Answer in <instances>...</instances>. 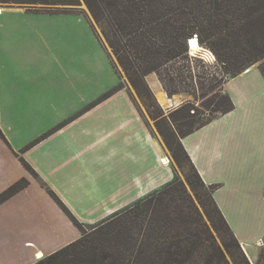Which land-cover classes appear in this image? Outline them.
I'll use <instances>...</instances> for the list:
<instances>
[{"label": "crops", "instance_id": "0c3cea01", "mask_svg": "<svg viewBox=\"0 0 264 264\" xmlns=\"http://www.w3.org/2000/svg\"><path fill=\"white\" fill-rule=\"evenodd\" d=\"M224 91L231 111L180 144L255 264L264 247V77L251 66ZM168 162L86 16L1 9L0 195L25 184L0 203V264H30L77 241L74 221L97 225L171 183L178 173Z\"/></svg>", "mask_w": 264, "mask_h": 264}, {"label": "trees", "instance_id": "16d2710c", "mask_svg": "<svg viewBox=\"0 0 264 264\" xmlns=\"http://www.w3.org/2000/svg\"><path fill=\"white\" fill-rule=\"evenodd\" d=\"M83 1L101 29L117 64L138 95L141 94L138 85H142L150 95L145 86V77L149 74L155 73L170 83L183 78L184 73L177 72L175 65L183 63V68L189 67L188 63L194 57L189 56L188 42L194 37L200 47L209 50L225 67L227 79L236 77L255 63H260V72L264 77V0ZM0 3L27 4L31 5L30 8L35 5L69 8L78 5L77 0H0ZM168 91L171 95L178 93L175 89ZM226 99L228 107L221 115L232 109L227 95ZM157 100L163 107L171 105L165 95ZM178 110L169 115L176 114ZM157 117L165 118L163 115ZM212 120L214 118L198 128ZM193 130H180L174 135V142L191 169V175H186V184L176 176L161 190L105 220L110 222L112 218L128 215L124 221L129 226L128 237L102 239L91 242V245L81 243L82 238H79L37 264H188L195 255L198 262L210 258L207 256L213 249V253L222 259L220 249L211 244L204 245L199 232L206 233L207 227L204 230L202 214L186 188L188 186L196 195L201 208L204 203L197 194L206 189L203 196L208 197L221 223L230 231L213 199L215 187L203 183L180 144V139ZM174 158L177 162V156ZM19 189L18 184L11 186L0 195V203ZM204 214L208 217L205 211ZM74 225L82 236L85 226L76 221ZM98 226L88 227L97 231ZM237 247L240 249L239 244ZM262 252L258 264H264V250ZM241 253L243 264H250L244 252ZM223 264L227 263L223 261Z\"/></svg>", "mask_w": 264, "mask_h": 264}, {"label": "rangeland", "instance_id": "374dc122", "mask_svg": "<svg viewBox=\"0 0 264 264\" xmlns=\"http://www.w3.org/2000/svg\"><path fill=\"white\" fill-rule=\"evenodd\" d=\"M77 4V6H74L72 8L62 5H35L34 8H30L31 5L27 4L0 3V10L8 6H18L25 8L26 10L31 9V11L38 10L39 12L71 13L86 16V18H88V21L90 22L91 28L108 49L112 61L114 60L118 68V72L121 76L122 84L124 83L129 87L140 110L148 119L152 131L163 145L166 157L168 158L169 162L173 164L178 173V179L185 183L186 175H191V169L181 151L177 148L174 142V135L176 136L180 130L188 131L190 129H199L198 127L201 124L207 122L209 119H216L228 107L226 92L224 90L225 85L229 79H227L228 77L225 73V67L219 61H216V58L209 50L200 47L199 51L191 54L189 47V56L194 57L193 60L188 63L189 67L183 68V63L181 64V66L180 64L175 65V70L177 72L179 71L184 73V75L182 76L184 79L181 78L179 80L177 78L175 82L170 83L160 79L155 73L149 74L145 77V86L147 87L148 91H150V95L144 90L142 85H138V88L141 91V94L138 95L126 79L122 69L117 64L113 53L107 46L101 29L95 22L84 1L77 0ZM204 51L209 52L210 54H212V56L203 55ZM252 66H256L260 71V63H255ZM191 75L192 77H190ZM171 89H175L176 91H178V93L174 95L169 94L168 90L171 91ZM164 95L171 101V105L169 107L161 106L157 100V98H163ZM178 108L179 110L176 112V114L169 115V113ZM159 115H163L165 116V118L160 119V117H157ZM168 118L171 121H169ZM174 120L175 122H173ZM195 130H193V132ZM174 156H177V162ZM17 184L19 188L22 189L25 182L21 181ZM186 188L188 193H190V195L192 196L193 201L198 207L200 213L202 214L205 224L204 230L205 227H207L206 233L199 232V234L203 238L204 245L211 244V246H216L218 249H220L223 256L222 259L219 258V255L217 256V254L213 253V249V251L211 250L210 255L207 256L210 258H205L198 262L197 256L195 255L190 260V262H188V264H204L206 263V261H208V264H223V261H225L227 264H243V257L241 255V251L243 252V250L241 247L240 249L237 247V244L240 245V243L238 242L236 237L231 234L232 232L228 231L226 227L221 223L218 215L214 212L213 207L208 202V197L203 196L205 192H207L206 189L200 190L197 194L200 196L201 200L204 203L203 208H201L197 202L196 195L188 188V186H186ZM19 190L12 193V195ZM204 211L207 213L208 217H206ZM23 219L24 217L22 218V220ZM127 219L128 215L126 217L119 216L115 219L112 218L110 222L104 220L105 222L98 224L99 226L97 227V231H94L88 226H85L83 235L81 236L80 234V238H82L81 243L84 242L85 245H91V242L93 241L111 239L112 237L117 236L126 237L128 235L127 228H129V226L128 224L125 225L124 221ZM85 233H87L88 235ZM117 242L118 241L116 240L115 243ZM263 250L264 247H260L259 256L261 253H263ZM9 251H11V249H9ZM54 253L46 254L41 259L37 257V259L39 260L36 259V256H33V260L30 264H37ZM255 264H258V261Z\"/></svg>", "mask_w": 264, "mask_h": 264}, {"label": "bare ground", "instance_id": "6f19581e", "mask_svg": "<svg viewBox=\"0 0 264 264\" xmlns=\"http://www.w3.org/2000/svg\"><path fill=\"white\" fill-rule=\"evenodd\" d=\"M1 11V10H0ZM199 44V43H198ZM197 43H192L191 44V48H190V51H191V54H194V53H196L197 51H199L200 50V46L198 45ZM152 81V80H151ZM156 90V89H155ZM159 93H161V92H159ZM167 161V160H166ZM169 163V162H168ZM167 164V163H166ZM43 256L42 255H40V254H38V258L39 259H41ZM39 259H37V260H39Z\"/></svg>", "mask_w": 264, "mask_h": 264}, {"label": "water", "instance_id": "95a60500", "mask_svg": "<svg viewBox=\"0 0 264 264\" xmlns=\"http://www.w3.org/2000/svg\"><path fill=\"white\" fill-rule=\"evenodd\" d=\"M192 43H197V44H198L197 38L191 39V40L188 42V45H189L190 48H191V44H192ZM198 45H199V44H198Z\"/></svg>", "mask_w": 264, "mask_h": 264}, {"label": "built area", "instance_id": "2783aa9c", "mask_svg": "<svg viewBox=\"0 0 264 264\" xmlns=\"http://www.w3.org/2000/svg\"><path fill=\"white\" fill-rule=\"evenodd\" d=\"M203 55H205V56H212V54H210L209 52H206V51H204V54Z\"/></svg>", "mask_w": 264, "mask_h": 264}, {"label": "clouds", "instance_id": "9594fccd", "mask_svg": "<svg viewBox=\"0 0 264 264\" xmlns=\"http://www.w3.org/2000/svg\"><path fill=\"white\" fill-rule=\"evenodd\" d=\"M190 41V40H189Z\"/></svg>", "mask_w": 264, "mask_h": 264}]
</instances>
